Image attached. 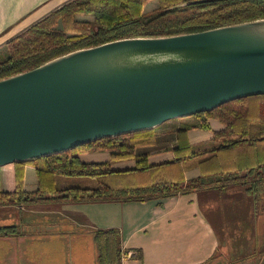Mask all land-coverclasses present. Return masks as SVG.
Here are the masks:
<instances>
[{
  "label": "trees",
  "instance_id": "trees-1",
  "mask_svg": "<svg viewBox=\"0 0 264 264\" xmlns=\"http://www.w3.org/2000/svg\"><path fill=\"white\" fill-rule=\"evenodd\" d=\"M157 1L156 7L144 6ZM264 19V0H68L30 24L0 47V79L33 69L65 53L130 37H160L200 32L216 27ZM220 121L213 131L214 146L194 151L187 138L193 128L209 129L206 119ZM173 158L149 164L154 128L84 143L74 149L13 162L0 167V206H21L49 199L65 202L160 201L193 190L215 191L242 187L253 195L264 190V94L235 99L208 112L177 118ZM107 152L109 161L83 163L75 155ZM133 159L128 169H112L111 161ZM30 164L37 188H23V167ZM199 169L195 178L184 171ZM86 176L95 185L58 188L55 176ZM15 226H0V234H14ZM100 258L120 264L127 251L120 248L116 229L94 235ZM117 258V263H116Z\"/></svg>",
  "mask_w": 264,
  "mask_h": 264
},
{
  "label": "water",
  "instance_id": "water-1",
  "mask_svg": "<svg viewBox=\"0 0 264 264\" xmlns=\"http://www.w3.org/2000/svg\"><path fill=\"white\" fill-rule=\"evenodd\" d=\"M264 94V19L77 49L0 79V167Z\"/></svg>",
  "mask_w": 264,
  "mask_h": 264
},
{
  "label": "crops",
  "instance_id": "crops-1",
  "mask_svg": "<svg viewBox=\"0 0 264 264\" xmlns=\"http://www.w3.org/2000/svg\"><path fill=\"white\" fill-rule=\"evenodd\" d=\"M66 1L0 0V47ZM206 122L209 129L187 131L194 151L212 148L213 131L223 128L217 119L207 118ZM179 124L176 118L154 127L157 141L147 149L149 164L173 158ZM75 157L83 163L109 161L107 152ZM110 163L112 169L135 165L133 159ZM199 173L198 168H192L183 175L191 179ZM72 178L74 181L68 182ZM55 184L58 188L93 187L95 182L92 177L57 175ZM23 188L26 192L37 188L30 164L23 167ZM10 225L16 232L0 234V264H109L99 256L94 238L99 229H116L120 248L135 252L122 255L120 264H264V190L253 195L243 187L231 188L223 196L193 190L160 201L77 203L47 199L0 206V226Z\"/></svg>",
  "mask_w": 264,
  "mask_h": 264
},
{
  "label": "rangeland",
  "instance_id": "rangeland-1",
  "mask_svg": "<svg viewBox=\"0 0 264 264\" xmlns=\"http://www.w3.org/2000/svg\"><path fill=\"white\" fill-rule=\"evenodd\" d=\"M152 3L148 4L147 7H145V11H149V10H152L156 7V4H157V1H151ZM70 181H74V179L72 178V180H69L68 182ZM5 222H8V221H5ZM8 224H11V223H8Z\"/></svg>",
  "mask_w": 264,
  "mask_h": 264
},
{
  "label": "built area",
  "instance_id": "built-area-1",
  "mask_svg": "<svg viewBox=\"0 0 264 264\" xmlns=\"http://www.w3.org/2000/svg\"><path fill=\"white\" fill-rule=\"evenodd\" d=\"M133 254H135L134 251H127L125 254L123 255H126V256H132Z\"/></svg>",
  "mask_w": 264,
  "mask_h": 264
}]
</instances>
